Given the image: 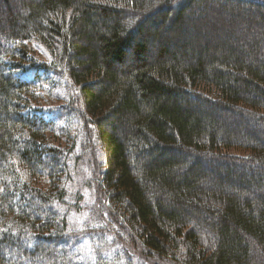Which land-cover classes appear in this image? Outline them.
I'll return each instance as SVG.
<instances>
[{"label": "trees", "instance_id": "1", "mask_svg": "<svg viewBox=\"0 0 264 264\" xmlns=\"http://www.w3.org/2000/svg\"><path fill=\"white\" fill-rule=\"evenodd\" d=\"M229 115L264 127V0H0V264H264Z\"/></svg>", "mask_w": 264, "mask_h": 264}, {"label": "rangeland", "instance_id": "2", "mask_svg": "<svg viewBox=\"0 0 264 264\" xmlns=\"http://www.w3.org/2000/svg\"><path fill=\"white\" fill-rule=\"evenodd\" d=\"M48 48L46 47L45 52H44V56L41 57H37L33 63L35 64H41L42 62H40V59H44L45 57H48ZM27 71V70H25ZM23 71V72H25ZM8 72H12L10 69H8ZM21 71H16V75L15 77L18 78L19 80H25L23 79L20 75H21ZM29 74V71L27 72ZM45 76L42 75L41 78L39 77V75L37 76L36 79H33L32 85H30L29 89L32 93H40V85L42 82L45 81ZM60 102H54L51 101L49 103H47L46 105L43 106H47L49 108H47V110L44 112V116L45 117H55L58 113L57 111V105H59ZM42 104H36L33 105L34 108H39ZM37 115H39V111L37 112ZM69 119L70 122H74L75 118H72V115L67 114L66 115ZM223 124L228 128V132H230V134H235L237 135V137L240 139H247L248 136L250 137H256V136H260V139L262 141H264V127H262V125L260 124V126H257L256 124L252 123L250 120L248 119H243L238 117L237 115H229V117L225 116L223 119ZM63 122V119L61 120ZM76 132L73 131L72 134ZM221 152H225L228 153L230 155H235V156H240V155H247L249 154V151L242 148V147H236V146H231L228 148H219ZM238 170H232L231 169H227L225 167L222 166H214L213 164H209V163H204L203 167L201 168L205 174H208V179L207 181L214 185V187L219 186V185H223L224 183V179H231L232 182H239V180L242 178V174L244 175V173L246 174V176H250L253 175V171H249V168L252 167V165H245V164H240L238 163ZM249 167V168H246ZM206 169V170H205ZM208 183V184H209ZM73 185V183H72ZM264 189L262 190L263 193ZM232 192V191H231ZM87 214V213H86ZM257 248L259 249V247L257 246ZM134 253L137 254V256H141L143 258V260L146 262V257L142 256L140 251H134ZM139 254V255H138ZM139 257V258H141ZM149 260V259H147ZM156 262V259L154 260ZM138 264V263H136ZM162 264V263H161Z\"/></svg>", "mask_w": 264, "mask_h": 264}, {"label": "bare ground", "instance_id": "3", "mask_svg": "<svg viewBox=\"0 0 264 264\" xmlns=\"http://www.w3.org/2000/svg\"><path fill=\"white\" fill-rule=\"evenodd\" d=\"M81 122V120L80 119H76L75 118V121L74 122H72V125H75V124H78V123H80ZM81 136H82V134H81ZM89 133H87V132H83V139H85V141H86V144H88V143H90V141H89ZM91 141H93L94 142V134H93V137H92V140Z\"/></svg>", "mask_w": 264, "mask_h": 264}]
</instances>
